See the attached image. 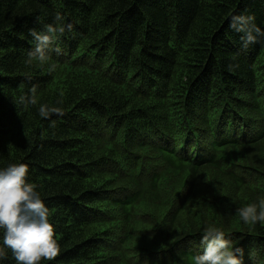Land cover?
<instances>
[{"label":"trees","instance_id":"obj_1","mask_svg":"<svg viewBox=\"0 0 264 264\" xmlns=\"http://www.w3.org/2000/svg\"><path fill=\"white\" fill-rule=\"evenodd\" d=\"M57 13L73 32L49 74L26 60ZM234 14L264 29V0H0V167L27 164L49 207L61 252L43 264H191L173 238L206 222L264 264V223L237 214L264 197V44L245 48Z\"/></svg>","mask_w":264,"mask_h":264},{"label":"clouds","instance_id":"obj_2","mask_svg":"<svg viewBox=\"0 0 264 264\" xmlns=\"http://www.w3.org/2000/svg\"><path fill=\"white\" fill-rule=\"evenodd\" d=\"M39 23L40 20L37 18ZM232 30L242 34L243 46L264 44V29L256 26L254 17L232 15L229 20ZM73 32V25L65 23L60 13L52 23L42 24L40 30L31 29L34 49L28 51L26 64L38 62L47 66L49 74L57 70L52 62L51 46L66 33ZM37 87L30 89L25 99L28 104H36ZM57 101V105H59ZM52 114L62 115L59 106L41 104L38 116L50 119ZM237 214L245 225L264 223V197L237 209ZM203 251L191 257V264H244V249L236 247L225 230L214 223H205L201 234ZM11 253L15 264H43L54 261L61 252V244L56 237V229L50 218V210L39 191V185L30 179L27 164L14 162L0 167V264Z\"/></svg>","mask_w":264,"mask_h":264},{"label":"bare ground","instance_id":"obj_3","mask_svg":"<svg viewBox=\"0 0 264 264\" xmlns=\"http://www.w3.org/2000/svg\"><path fill=\"white\" fill-rule=\"evenodd\" d=\"M98 52V51H97Z\"/></svg>","mask_w":264,"mask_h":264}]
</instances>
